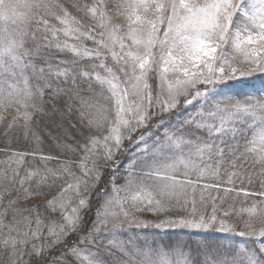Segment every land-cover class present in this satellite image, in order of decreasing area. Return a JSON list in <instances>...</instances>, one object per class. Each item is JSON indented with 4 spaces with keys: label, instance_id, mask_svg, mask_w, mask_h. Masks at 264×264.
Here are the masks:
<instances>
[{
    "label": "snow or ice",
    "instance_id": "1",
    "mask_svg": "<svg viewBox=\"0 0 264 264\" xmlns=\"http://www.w3.org/2000/svg\"><path fill=\"white\" fill-rule=\"evenodd\" d=\"M21 7L26 11H20ZM105 8V0H94L90 7L85 5L90 18L97 21L96 27L102 29L99 33L100 39L97 41L92 29L85 31L80 21L71 16L63 0H24L23 4L21 0H0V23L5 25L8 22L13 25H18V22L36 23L45 29L41 43L37 44L35 32L18 28L14 34H9L7 27L0 28V80H5L9 76L25 77L29 72L35 73L38 77L34 89L25 87L21 90L12 84H8L7 87L0 85V111L6 112L8 108L16 107L17 116L13 117V123L22 119L21 127L25 129L27 135L31 131L33 117L37 114H46L47 103H51L52 109L56 111L57 103L71 101L72 103L67 104L68 111L71 112L74 105L78 104L81 123L86 121V127L89 129L94 127L98 132L107 129V135H103L102 138L90 136L85 141L83 145L85 156L82 160L84 179L77 178L76 182L69 184L63 192L73 190L79 195L81 184L87 190L89 177L99 182L101 173L96 168L95 161H92L96 171L94 177L93 169L86 166L90 156L100 147L103 150V159L111 161L123 148L124 141L126 139L132 141L134 134L137 133L135 144L138 148L140 145L143 147L140 148V156L130 162L125 185L129 190L136 189L131 196L134 205L137 203L155 205V210L163 211L165 204L173 199L179 204L181 197H185L186 203L185 188L192 184V181L187 179L189 171L198 169L200 176L207 174L206 170L199 168L196 163V160H202L205 155L209 159L217 156L221 160L230 155L232 166L236 167V160H246L247 154L252 153L255 162L264 168V94L259 97L248 95L243 100L233 101L229 98L223 106L221 102H215L206 115L199 112L196 117L172 125L171 129L164 131L162 135L159 133V128H167L169 124L164 113L176 110L182 98L185 104L192 103L188 97L193 95V89H196L194 93L196 97L201 95L198 85L215 86L240 77L252 76L256 72L264 73V0H123L116 5L117 14L127 22L126 38L137 48L142 47V52L131 49L125 51L127 45L124 38L116 35L125 26L113 24ZM50 17L64 27L55 28L49 22ZM165 24L161 39V26ZM60 32H63L66 39L63 43L55 44L57 51H69L76 57L100 59L101 49H107L116 62L121 64L118 72L123 73L124 80H120V76L111 68H107L103 62L100 67L105 69L108 75L101 77L99 73L95 74L97 82L109 86L110 100L114 101L111 110L102 109L95 99L88 95L87 90L78 85L80 77L86 78L87 82L92 78V73L77 72L66 63L63 67L53 68L52 63L44 59L48 49L52 47L49 37L56 38ZM85 36L96 42L98 47L90 50L79 43H68V39L78 42ZM26 38L32 39L31 46ZM108 41H111V47ZM118 41L120 52L114 50ZM157 47L158 59L153 52ZM227 48H231L234 55L229 56ZM236 56L243 58L241 62L248 66L247 71H237L234 64ZM38 62L45 66L37 68ZM154 64L163 65L159 75L161 91L164 94L163 100L159 98L156 100L160 112L156 131H152L150 127L156 113L149 111L153 106V100L147 83V76L153 71ZM53 77L56 80L63 78L65 85L71 81V85L54 86ZM39 80H43L44 83H40ZM24 82L27 85L28 80L25 79ZM120 84L125 86L121 88ZM129 97H132L130 102ZM144 100L148 101V107L144 106ZM19 109L23 111L20 112ZM93 109L96 110V117L89 118ZM194 123L198 130L206 133V137L186 138L190 137ZM238 132L245 140L243 145L235 143ZM249 132L252 134L250 140ZM33 135L35 136L34 133ZM226 136L233 143L225 139ZM141 163L140 172H135L136 166ZM180 166L185 169L183 180L178 175ZM217 171L218 167L211 174L215 175ZM34 174L39 173H29V177ZM111 182L114 184L115 177L111 178ZM119 191L121 189L114 187V192ZM25 192L27 195L39 194L28 193L27 189ZM126 200L127 198L122 200L118 195L105 199L97 209L91 229L86 235H80L83 229V217L80 212L87 211L89 207L88 197L80 198L71 215L63 216L62 224L49 227L51 239L47 244L32 245L30 255L35 257L32 264H46L45 252L57 245L63 246L66 250L63 253L66 256V264H173L164 249L179 250L181 259L176 264H195L192 260L193 250L179 243L165 246L156 241L151 244L145 241L134 249L113 239L104 246L103 240L109 232L116 233L122 227L121 215L125 220L129 217V212L123 208ZM48 204L55 211L57 205L63 208L65 201L61 197L57 201H48ZM136 210L139 211L140 208L136 207ZM213 211L215 212V208ZM244 211H247L249 216V220L245 222L248 231L240 232L239 235L259 239L260 246L253 249H225L222 252L220 247L204 243L196 249V252L204 257V264H264V206L253 205ZM228 215V212H224V216ZM109 217L112 218L111 230L104 227L109 223ZM6 218V213L2 214L0 226L8 228L11 233L14 226L3 224V219ZM254 218L261 224L258 229L253 226ZM216 223L215 215L207 219L204 216L195 218L193 202V218L164 220L157 227L206 230L214 228ZM35 224L36 229L31 235L38 239L41 224L39 213ZM102 228L104 232L101 235ZM219 231L228 232L234 229L221 219ZM73 234L77 235V243L70 244L68 238ZM85 241L94 247H105L107 255H102L99 247L95 252L80 248L79 244ZM27 243L28 241L18 240L9 234L0 241V248L7 255L18 252L19 247Z\"/></svg>",
    "mask_w": 264,
    "mask_h": 264
},
{
    "label": "trees",
    "instance_id": "2",
    "mask_svg": "<svg viewBox=\"0 0 264 264\" xmlns=\"http://www.w3.org/2000/svg\"><path fill=\"white\" fill-rule=\"evenodd\" d=\"M105 0L106 12L112 18L113 24L120 23V18L116 14L111 13V9ZM24 0H21L23 4ZM94 0H63L64 6L68 9L72 17H75L82 25L85 31L92 29V34L96 36L99 41V33L102 29L96 27L97 21L90 18V15L86 12L85 5L91 6ZM20 11H26L21 7ZM50 24L57 29H62L64 26L56 21L49 18ZM8 28L9 34H14L18 31V28H24L29 32L36 33L37 44H40L42 37L45 35V29L36 23L13 25L8 22L6 25L0 23V28ZM107 33H105V37ZM28 44L31 46L33 41L31 38H26ZM66 37L63 32L58 34V37H49V43L52 45L48 49V54L44 56L45 60L52 63L53 68L57 66L63 67L64 64L71 65L75 71H89L92 73V78L85 82L86 78L80 77L78 79V85L83 89H86L88 95L92 96L98 105L104 110H111V105L114 103L110 100V90L107 84L101 85L95 79V74L99 73L101 77L108 75L105 69L100 67L103 62L107 68H111L113 72L118 75V69L115 66L113 57L109 56L107 49H101L102 56L100 59L95 57H76L69 51H57L55 44L57 42L63 43ZM68 43H79L82 47L88 49H96L98 44L87 36L83 37L80 41H74L68 39ZM43 51V48L41 49ZM110 53V52H109ZM110 58V61H109ZM35 59V58H34ZM45 65L37 63V68L44 67ZM25 79L28 80L25 85ZM47 79V77H45ZM5 80L7 83H5ZM5 80H0V85L7 87L8 84H12L15 87L23 90L25 87L35 88L38 83V77L35 73H26L25 77H6ZM40 83H44L43 80H39ZM53 85H60L66 87L71 85L69 81L68 85H65L63 78L56 80L52 78ZM201 95L196 97L194 95L196 89L192 91L193 95H190L188 99L192 101L190 104H185L184 99H181L179 107L169 113H164L165 119L169 121L167 128H159V133L162 135L164 131L170 130L172 125L178 124L179 121L196 117L197 113L203 112L205 115L211 110V105L215 102H221V106L229 98L243 100L248 95L259 97L264 94V76L258 78L255 81L245 82H231L221 83L215 86L213 85H201L199 88ZM205 92L207 94L205 95ZM48 99L47 92L45 94V100ZM72 103L71 101H61L57 103V109H52L51 103L45 105L46 114H37L33 117L31 125V131L25 134V129L21 127L23 120L19 119L16 123H13V117L17 116V108L10 107L6 112L0 111V160L2 159H18L17 161L22 162V165L14 176L13 182L19 183L18 180H23V184H15L12 187L10 193L4 198H10L18 200L21 204L36 203L37 211L42 214H52L51 207L48 201H55L63 197L65 204L64 209L68 208V204L75 203L76 198L86 196L89 190L85 191L82 195H79L75 191L69 190L63 192L67 188V181L73 175L77 177L79 169L82 165V160L85 156L83 151V145L90 136H99L102 138L103 135H107V129L98 132L96 128L89 129L86 127V121L81 123V117L79 114V105L76 104L71 112L67 109V104ZM20 112L23 109H19ZM96 117V110H92V114L89 118ZM160 119V113L154 115L151 122V130L156 131L158 128L157 122ZM11 125V127L9 126ZM35 134V136L33 135ZM134 134L133 140H125L123 151L117 161H114L116 170L106 171L100 176L99 183L108 185L109 195L113 193L114 187L121 189L120 193L124 190H129L125 187L127 184V169L130 167V162L140 156V145L138 148L135 144L136 136ZM196 136L206 137V133L203 130H198L196 124H192L190 137ZM38 137V139L36 138ZM237 141L243 145L245 140L240 137L239 132L237 133ZM230 140L228 136L224 137ZM252 138V134L248 133V139ZM151 143V141H149ZM243 151V147H241ZM47 158V159H46ZM21 159V160H20ZM195 159V158H194ZM14 161V160H12ZM91 156L87 163H90ZM16 162V161H14ZM219 162V163H218ZM199 168L206 170L205 175L200 176L198 169H191L187 179L192 181L191 185L185 188L187 194L185 203V197H181V202L178 204L175 200L169 201L165 204V210L157 211L158 214L167 215L166 218H185L186 216L193 218V202L195 207V218L204 216L206 219L212 215L217 217V223L214 228L209 229H176L167 228L163 231L157 228H152V242L156 241L158 244L165 246L183 244L193 250L192 260L195 264H204V257L196 252V249L202 244L207 243L209 245L220 247L223 252L225 249L234 250L237 248L253 249L260 246L261 241L257 238L240 236V232H246L248 229L245 228V222L249 220V216L245 209L256 205L257 207L264 206V168L260 164L255 162V156L252 153L247 154L246 160H236V167L232 166L231 156L226 155L222 160L213 156L209 159L207 155L202 160H196ZM142 167V163L138 164L135 168V172L139 173ZM218 167V171L215 175L211 174ZM67 169V171H65ZM185 169L183 166L179 168V178L185 179L183 173ZM29 173L34 174L29 177ZM235 173V174H233ZM46 177V179H43ZM115 177L114 184L111 182V178ZM231 181V182H230ZM98 183V184H99ZM27 189L28 193H36L38 195H27L25 192ZM130 193H134L136 189L129 190ZM118 192V193H119ZM103 193V192H102ZM101 193V195H102ZM98 194V193H97ZM27 195V198H26ZM99 198V195L97 196ZM203 197V199H201ZM100 201L96 199L92 209L80 212L83 217V229L81 231H89L91 229L92 222L96 219L97 209ZM59 207V205H57ZM215 208V212L213 209ZM224 212H228L229 215L224 216ZM91 214H94L91 215ZM156 215V214H155ZM8 221L9 216L6 218ZM225 220L227 224L231 225L234 231L220 232L219 231V220ZM254 228H260L261 224L254 218ZM106 227V226H104ZM146 229L149 227H145ZM104 230V228H102ZM85 233V232H84ZM68 243H77V235L73 234L68 238ZM25 253L14 254L17 260H14L16 264H32L35 257L31 254L32 248L26 246ZM63 246L58 245L54 250L45 252L46 264L51 261L57 260V256L60 252L64 251ZM177 251L179 250H169ZM2 253V254H1ZM12 252L5 254L4 250L0 248V264H8ZM13 261V262H14ZM10 263V264H13Z\"/></svg>",
    "mask_w": 264,
    "mask_h": 264
},
{
    "label": "rangeland",
    "instance_id": "3",
    "mask_svg": "<svg viewBox=\"0 0 264 264\" xmlns=\"http://www.w3.org/2000/svg\"><path fill=\"white\" fill-rule=\"evenodd\" d=\"M123 0H110L107 1L110 9H111V13L112 14H116L119 18H120V23H118V25H124L125 27L121 28L117 33V37L119 38H124V43L127 45L125 51L131 49L133 51H143V48H137V46L132 44V41L128 38H126V32H127V28H126V20L119 16L117 14V8L116 5L118 3H122ZM164 27H166V24L161 26V32H160V38H163V29ZM110 47H111V41H108ZM115 51L120 52V47H119V41L116 43L115 45ZM226 51L229 53V56L234 55V53L232 52L231 48H227ZM108 50V54L110 56L111 52ZM153 52L156 54V57L158 59L159 57V48H154ZM112 56V55H111ZM242 57L240 56H236V59L234 61L235 66L237 67V71L240 70H244L247 71L248 70V66L246 64H243L242 61ZM114 62H115V66L117 69H119L121 67V64L117 63L116 60L113 58ZM110 61V58H109ZM162 64L160 65H153V71H151L148 76H147V83L149 84L150 88H149V92L152 96V100H153V106L149 109V111L153 112V113H160L159 112V106L156 104V100L157 98H159L160 100L164 99V94L161 91V80H160V75H159V71L160 68H162ZM228 72V70L226 69V73ZM219 74V73H217ZM118 75L120 76V80H124L125 77L123 76V73H119ZM170 75V74H169ZM262 76H264V73H260V72H256L254 73L252 76L249 77H240L238 79L235 80H229L228 83L231 82H245V81H255L258 78H262ZM227 83V82H226ZM125 85L120 84V87H124ZM201 85H198L197 87L199 88ZM195 89H193L192 91H194ZM132 97H129L128 100L129 102L131 101ZM144 106L148 107V101L144 100L143 101ZM125 142V141H124ZM123 151V148L116 153V155L114 156L113 160L111 161H106L103 159V150L102 148L98 147L96 152L93 153L91 155V160L95 161V165L96 168H98L100 170L101 176L103 175L104 172L106 171H111L112 169L116 170L115 166H114V161H117L119 159V157L121 156ZM16 162H14V161ZM18 159H12L10 157V159H2L0 160V218H2V214L6 213V216H9L10 219L9 221L7 219H3V224L5 225H9L10 227L14 226V230L9 233L8 228H4L2 226H0V241H2L4 239L5 236L7 235H11L13 237H15L18 240H26L28 241L27 245H21L19 247V251L18 252H12L10 258L8 259V264L12 263L14 260H17V258L15 257L14 254L16 253H25V247H31L32 245L35 244L37 246L43 245V244H47L51 237L49 235V227H55L57 225L62 224L63 221V216L64 215H71L72 210L74 208L77 207V202L80 198H76L75 203H70L68 204V208L64 209V208H60V207H56V210L53 211L51 209V211H53L52 214H42L39 211H37V207L36 203H33V205L31 206L32 202L29 203H25V204H21L18 200L10 199V198H4L8 193L11 192L13 185L15 184H21V179L18 180L19 183L13 182L12 180L14 179V176H16L17 172L19 171L22 162L17 161ZM21 160V159H20ZM92 161L90 163H87V168L93 169L92 172V176L94 177L96 175V171L95 168H93V164ZM79 173L77 177H73V175L69 178V181H67V186L69 184H74L76 182L77 178H80L81 180L84 179L83 176V171H82V165L79 169ZM99 182H95V180L91 177L88 178L87 181V190H89V192L87 193V197H88V204L89 207L88 209H92L96 199H98V201H100L99 203V207L104 203L105 199L109 198V197H113V196H119L122 200L124 198H127L126 202L123 204V208L124 210L129 212V217L127 220L124 219V217L121 215L120 219L123 221V225L121 228H119L117 230L116 233H112L111 231L109 232V235L106 236L103 240V245L107 246L109 244V242L113 239H115L118 243H122L125 244L129 247H132L135 249V247L138 244H142V242L147 241L149 244L152 243V232L151 229L157 228L160 229L161 231L164 232L165 229L167 228H176V229H192L193 228H184V227H157L158 224H160L162 221L164 220H178L176 218H166L167 215H163L158 214L157 210H155L156 206L152 205V206H147L144 204H140L137 203L136 205L133 204V201L131 200V196L135 193H130L129 190H124L123 193L119 192L116 193L113 190V193L111 195H109V186L108 185H104L103 183H99ZM85 186L83 184L80 185V192L82 195L85 194ZM103 192V193H102ZM98 193V194H97ZM102 193V195H101ZM99 195V198L97 197ZM83 197V196H82ZM81 197V198H82ZM58 199H55V201H57ZM136 207H139L140 210L137 211ZM117 211H119V208L116 209ZM82 212V211H81ZM37 213H39V219L41 221L40 224V238L36 239L33 238L31 233L33 231H35L36 229V224L35 221L37 219ZM156 214V215H155ZM94 216V214H91ZM185 218H192L189 216H186ZM145 227H149V229L145 228ZM151 227V229H150ZM108 230L112 229V218L109 217V223L106 225V227ZM85 232V233H84ZM82 233H80V235H86L87 231H84ZM104 230L101 229V235L103 234ZM19 233V235H18ZM58 246V245H57ZM51 247L49 250H47L46 252H50L51 250H54L55 247ZM79 247L82 249H91L93 252H95L97 250L96 246L94 247L92 244L88 243L87 241H85L84 243L79 244ZM3 250V249H2ZM66 250L60 252L58 254V258L57 260H53L51 262H48V264H66V256L63 254ZM99 251L102 255H107L105 247H99ZM164 251L168 252V256L169 259L173 262V264H176L177 261H179L181 259V256L179 255V253L177 251H169L168 249H164ZM2 254V253H1ZM1 256V255H0Z\"/></svg>",
    "mask_w": 264,
    "mask_h": 264
}]
</instances>
